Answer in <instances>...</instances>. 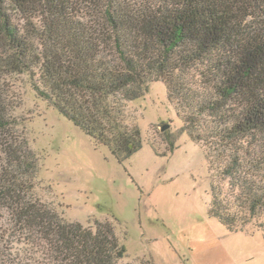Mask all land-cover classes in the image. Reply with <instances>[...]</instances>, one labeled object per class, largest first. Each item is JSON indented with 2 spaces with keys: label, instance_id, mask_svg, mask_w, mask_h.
Listing matches in <instances>:
<instances>
[{
  "label": "trees",
  "instance_id": "16d2710c",
  "mask_svg": "<svg viewBox=\"0 0 264 264\" xmlns=\"http://www.w3.org/2000/svg\"><path fill=\"white\" fill-rule=\"evenodd\" d=\"M21 77L118 162L142 148L128 104L161 83L203 151L209 215L264 237V0H0V264H152L124 262L112 223L42 200L15 115Z\"/></svg>",
  "mask_w": 264,
  "mask_h": 264
},
{
  "label": "rangeland",
  "instance_id": "374dc122",
  "mask_svg": "<svg viewBox=\"0 0 264 264\" xmlns=\"http://www.w3.org/2000/svg\"><path fill=\"white\" fill-rule=\"evenodd\" d=\"M26 82L14 83L21 102L15 115L37 159V190L43 201L63 204L68 221L112 223L126 263L264 264L262 232H230L209 215L203 151L181 131L161 83L149 84L143 99L128 104L142 148L118 162L57 112L37 106Z\"/></svg>",
  "mask_w": 264,
  "mask_h": 264
}]
</instances>
